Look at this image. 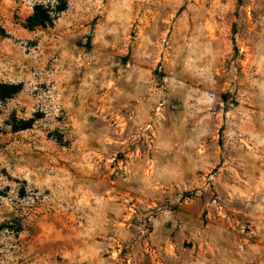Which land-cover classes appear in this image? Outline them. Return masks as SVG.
<instances>
[{
	"label": "rangeland",
	"instance_id": "1",
	"mask_svg": "<svg viewBox=\"0 0 264 264\" xmlns=\"http://www.w3.org/2000/svg\"><path fill=\"white\" fill-rule=\"evenodd\" d=\"M59 2L0 0V264H264V0Z\"/></svg>",
	"mask_w": 264,
	"mask_h": 264
},
{
	"label": "trees",
	"instance_id": "2",
	"mask_svg": "<svg viewBox=\"0 0 264 264\" xmlns=\"http://www.w3.org/2000/svg\"><path fill=\"white\" fill-rule=\"evenodd\" d=\"M61 2L56 6L55 9L50 10V8H44V6H36L34 16L32 17V20L34 21L35 26H47L52 25V23L55 21L56 16L58 14H61L64 12L67 7L66 4L63 5ZM23 89L22 84H12V85H5L0 84V100L6 101L8 99L13 98L18 93H20ZM34 123V120H15L13 125V130L15 132L23 131L32 128Z\"/></svg>",
	"mask_w": 264,
	"mask_h": 264
}]
</instances>
